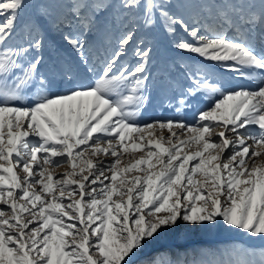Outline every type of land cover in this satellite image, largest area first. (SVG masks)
I'll return each mask as SVG.
<instances>
[{"label":"snow or ice","instance_id":"1","mask_svg":"<svg viewBox=\"0 0 264 264\" xmlns=\"http://www.w3.org/2000/svg\"><path fill=\"white\" fill-rule=\"evenodd\" d=\"M181 230L241 239L156 247ZM253 242L264 0H0V264H264Z\"/></svg>","mask_w":264,"mask_h":264},{"label":"rangeland","instance_id":"2","mask_svg":"<svg viewBox=\"0 0 264 264\" xmlns=\"http://www.w3.org/2000/svg\"><path fill=\"white\" fill-rule=\"evenodd\" d=\"M193 60L198 58L193 57ZM209 70L213 72L217 77L223 78L226 83L231 85H241L245 87H251L253 82L247 81L244 79H233V73L226 72L225 70L218 68L214 65H209ZM218 98V96H217ZM210 100L207 97V94H198L193 100V107L186 108L183 112V118L187 123H194L195 117L198 113V110L206 108L210 104ZM176 114L172 109H163L159 107L157 100H153L152 104L145 109V112L142 114V118L148 119L149 122L151 119H166L175 117ZM159 135V133H157ZM164 135L167 136L168 132L165 130ZM131 151V150H130ZM139 153H137L138 155ZM129 155L124 154V163L126 164L129 160ZM58 172H63L64 168L57 169ZM203 179V177H200ZM241 239V234L238 232H226L217 230L213 233H186L181 230L178 233L169 234L166 236L159 245L156 247L168 248V249H191L197 247H208V248H222L227 244H230L233 241ZM247 246L261 248L264 247V244L259 242H253ZM151 254V252H149ZM234 259H239L240 257H233ZM251 259V258H246ZM259 264V257L254 258Z\"/></svg>","mask_w":264,"mask_h":264}]
</instances>
